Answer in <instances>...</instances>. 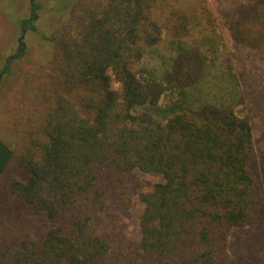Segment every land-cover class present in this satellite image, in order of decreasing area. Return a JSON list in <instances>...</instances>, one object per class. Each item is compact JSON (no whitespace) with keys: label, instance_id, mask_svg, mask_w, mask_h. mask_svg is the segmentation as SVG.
I'll use <instances>...</instances> for the list:
<instances>
[{"label":"trees","instance_id":"obj_1","mask_svg":"<svg viewBox=\"0 0 264 264\" xmlns=\"http://www.w3.org/2000/svg\"><path fill=\"white\" fill-rule=\"evenodd\" d=\"M235 6L231 41L263 50L264 4ZM196 14L175 0L74 1L47 38L50 59L22 77L24 98L44 106L13 120L12 145L0 140V264H237L231 231L264 224L253 128L233 106L242 97L229 88L222 103L197 102L207 36L179 48L160 81L136 74L164 35L190 37ZM166 88L179 97L162 110ZM134 172L159 181L138 194L131 240L105 210L109 195L130 207ZM13 210L44 222L17 223Z\"/></svg>","mask_w":264,"mask_h":264},{"label":"rangeland","instance_id":"obj_2","mask_svg":"<svg viewBox=\"0 0 264 264\" xmlns=\"http://www.w3.org/2000/svg\"><path fill=\"white\" fill-rule=\"evenodd\" d=\"M74 1L0 0V72L5 66L9 70L8 75H0V140L7 146L14 141L10 133L13 120L44 106L40 101L24 98L20 90L22 77L50 59L52 46L47 38L66 18ZM175 1L181 6L197 8V23L190 37L171 40L164 35L161 42L148 48L136 67L137 77L142 83L160 81L179 48L190 44L193 39L207 36L213 49L204 46L210 54L208 75L197 92V102L222 103L221 100L231 99L226 96L229 88L232 94L242 97L241 103L234 100V111L247 117L253 128V169L264 190V49L251 51L236 48L225 24L234 6L246 0ZM257 1L264 4V0ZM203 4L207 15H201L199 11V6ZM23 29L25 32H22ZM178 97L175 90L166 88L158 106L163 110ZM158 181L156 176L138 172L131 174L127 181L130 207H118L116 198L109 195L106 198V221L114 219L123 227L126 237L132 240L136 236L137 216L141 210L138 194L150 191ZM17 213L13 210L17 223L27 220L33 226L44 222V218ZM228 252L237 264H264V224L233 229L228 240Z\"/></svg>","mask_w":264,"mask_h":264},{"label":"flooded vegetation","instance_id":"obj_3","mask_svg":"<svg viewBox=\"0 0 264 264\" xmlns=\"http://www.w3.org/2000/svg\"><path fill=\"white\" fill-rule=\"evenodd\" d=\"M31 1H32V0H31ZM22 32H25V29H23ZM4 71H5V70H3V72H4Z\"/></svg>","mask_w":264,"mask_h":264}]
</instances>
